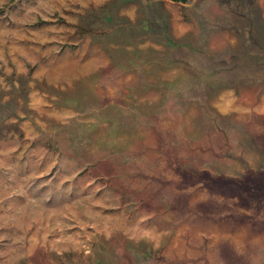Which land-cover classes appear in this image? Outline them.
Masks as SVG:
<instances>
[{
    "label": "rangeland",
    "instance_id": "obj_1",
    "mask_svg": "<svg viewBox=\"0 0 264 264\" xmlns=\"http://www.w3.org/2000/svg\"><path fill=\"white\" fill-rule=\"evenodd\" d=\"M0 264H264V0H0Z\"/></svg>",
    "mask_w": 264,
    "mask_h": 264
},
{
    "label": "trees",
    "instance_id": "obj_2",
    "mask_svg": "<svg viewBox=\"0 0 264 264\" xmlns=\"http://www.w3.org/2000/svg\"><path fill=\"white\" fill-rule=\"evenodd\" d=\"M175 1H181V2H186V0H175Z\"/></svg>",
    "mask_w": 264,
    "mask_h": 264
}]
</instances>
